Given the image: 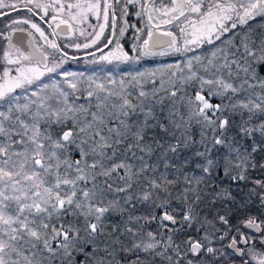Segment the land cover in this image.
<instances>
[{"label":"snow or ice","instance_id":"6c2138e0","mask_svg":"<svg viewBox=\"0 0 264 264\" xmlns=\"http://www.w3.org/2000/svg\"><path fill=\"white\" fill-rule=\"evenodd\" d=\"M110 7L109 0H75L74 3L0 0V17L8 16L5 9L18 16L22 8L39 15L49 27L55 25V29H61L63 25L73 31L90 16L99 20L103 15L105 23L99 24V31H94V35H89L90 43L71 45L76 49H89L97 45L104 34ZM141 7L148 10L146 4ZM153 14L159 15L160 23L171 25L175 22L179 26L183 22L186 25L179 28L178 35L171 31L162 34L170 37L166 42L168 49L188 52L192 46L202 44L214 48L209 57L192 56L186 64L168 65L162 71L150 73L153 78L152 100L163 90L172 101L168 116L161 118H157L151 104L145 103L149 93L144 90L142 82L149 74L136 73L130 80H116L112 76L101 79L92 75L85 80L82 73L62 69L69 53L55 40L48 39L40 24L31 17L12 19L4 30H0V40L7 42L6 46L0 45V264H52L57 258L61 264H73L74 251L85 255L84 264H89L90 260L105 264L106 257L99 253L103 251L106 256H111L110 248L125 243L119 235L105 240L103 249L95 243L103 232L101 221L105 213L113 209L121 215L130 212L125 205L133 201L131 190L134 185L142 183V176L147 180L140 197L144 201L151 198L153 190L167 191L174 181L166 178L158 181L144 176L154 168L145 157L163 148L165 137L176 141L164 149L165 156L169 151L175 153L181 141L187 147L190 140L187 127L193 119L201 125L199 143L204 147V151L197 152L196 156L204 158L206 164H197L201 176L191 179L185 176L184 199L187 201L189 194L194 198L183 212L180 227H177L176 215L169 213L168 202L164 201L157 207L164 209L159 219L161 227L168 233L167 238L162 231L144 233V225L135 229L126 227L122 235L133 243L125 250H140L157 256H165L171 251L176 256L175 264H182L189 254L198 257V254L207 252L215 256L218 250L209 245L210 237L219 233L216 229V223H219L226 228L219 236L220 241L231 235L228 248L234 249L241 257L250 255L255 264H264V252L251 247L246 253L239 246H248L254 241L253 236L241 230L243 228L258 233L261 247H264V219L261 218L264 217V191L259 195L261 211L257 215L242 217L236 225L219 213L215 221L204 218L199 221L204 236L199 239L189 236L182 242L183 250L173 239L184 225L190 227L198 220L197 208L203 202L198 185L215 163L208 154L218 145H226L229 156L233 151L231 144H226L232 115L247 113V119H242L238 125L239 133L244 137H252L257 131L264 136V119L256 123L258 117H264V79L254 69V65L259 64L260 70L264 71V32L236 33L238 27L247 25L253 17H264V0H167L160 8L153 6L149 10V21H152ZM48 16H51L50 21ZM112 26L115 27L114 15ZM156 28L159 29V24ZM55 29L53 34H56ZM32 30L39 33L46 47L38 46ZM123 31L121 29V34ZM17 33L31 38L27 45L14 39ZM224 34L229 36L227 49L215 50L214 40L220 41ZM181 40L183 48L179 46ZM161 43L150 26L148 38L139 49L134 46L136 59L155 54L151 49ZM111 44L112 40H109L104 49ZM96 51L101 53L100 62H127L131 59L119 43L107 52L97 45ZM57 53L60 54L59 61L55 58ZM156 71H160V87H157ZM49 74L63 79H55ZM169 79L171 87L164 88ZM190 81H198L200 85L195 97H188L186 102L183 95L177 99L181 91L177 85ZM129 85H140L137 103L130 98L133 91ZM211 97H219L220 102L211 103ZM81 99L85 102L81 103ZM163 99L156 102L162 103ZM178 104L189 109L187 117L180 112ZM141 115L142 119L139 118ZM134 116L137 118L133 119ZM205 129L213 133L211 138L207 137ZM154 130L158 132L152 134ZM217 132L220 134L216 135ZM258 150L264 152V142L252 146L253 153ZM73 153H78V158L73 159ZM250 155L237 153L235 162L225 158V167L231 163L241 169L233 180L246 179L243 173ZM260 167L264 168V163ZM255 184L264 190V181L256 180ZM120 193L127 195L121 197ZM110 194L114 199L108 203L98 199ZM226 195L234 200L230 194ZM222 198L221 193L213 197L214 200ZM246 207V204L240 205L242 209ZM69 215L77 220L83 218V226L65 221ZM155 219V215L150 217V220ZM140 220L141 217L129 215L125 224H140ZM209 228L215 231L209 232ZM117 231L119 229L114 228V232ZM233 231L235 235H232ZM53 242H56L55 248ZM88 245H92L91 252L86 251ZM167 260L173 264L171 255H167ZM188 264H194L193 260L188 259Z\"/></svg>","mask_w":264,"mask_h":264},{"label":"rangeland","instance_id":"374dc122","mask_svg":"<svg viewBox=\"0 0 264 264\" xmlns=\"http://www.w3.org/2000/svg\"><path fill=\"white\" fill-rule=\"evenodd\" d=\"M152 0H150V4L149 6H147V16H149V10L154 6L156 8H160L162 6V3H165V0H158V4L157 2H151ZM156 1V0H155ZM145 20V18H144ZM153 24H161L160 23V19H159V15L158 14H153V19L151 21ZM138 25V26H136ZM180 27H186V25L181 22V24L179 26H177L176 24L171 26L169 25L166 29L173 32L174 35H178L179 33V28ZM148 31V26H147V22L142 21L139 22L138 24L135 23L134 24V34L131 37V40H128V42H124V40L120 39V40H115V42H113V45L107 49L105 52L116 48L117 43H119V45L123 48V50L125 52H127L129 54V57L131 58L129 61L125 62V61H113L111 63L108 62H100L99 61V56L101 55H96L94 57H88V58H84L81 60H77V61H68L67 59L65 60V63L62 65V69L64 71H68V72H75V73H82L84 74L85 80L87 79L88 76H92L95 75L97 77H100L101 79H106L108 76H112L114 77L116 80H120L121 78H125L130 80L132 76H135L136 73H146L149 74L146 76V80L144 82H142L143 84V88L145 91H150V97H152V91L150 90L152 87V77L150 75L151 72L155 71V70H160L162 71L166 66L168 65H176V64H186L188 58L192 57V56H199L202 59L209 57L212 53V51L214 50L213 45H208V44H202L199 47L196 46H192V49L188 52H175L173 50H170L168 48L162 49L160 51H158L157 53H155L152 57H149L151 59H153L154 61H152L151 63H145L142 61L143 56H140L139 59H136L137 56V52L134 51V46L136 47V49H139L140 44L142 43V40L144 39L145 34ZM190 31V29H189ZM251 31L253 34H258L261 32H264V17H260V18H255L253 17L252 20H250L248 22L247 25H241L240 27H238L236 29V33L237 34H242V32H249ZM229 40V36L228 34H224L221 37L220 41H215L214 40V44H215V50H219L220 48H225L227 49L228 45H227V41ZM91 42V41H88ZM104 42V40H100L97 41V45H101ZM97 45H94V47L96 48ZM138 46V47H137ZM181 48L184 47L183 45V41H180V45ZM165 53L163 55L159 54V53ZM217 54L219 55V51H217ZM56 60L59 61L60 59V54L57 53L56 54ZM206 59H205V63H206ZM51 66V65H50ZM254 69L256 71V74L261 78L264 79V71L260 70V65L259 64H255L254 65ZM160 71H156V81H157V86H159V77H160ZM49 75H53L55 79L58 80H62L63 77L62 76H55V74H49ZM241 76L243 77V73H241ZM236 83H239V81H236ZM165 85L167 86V88L171 87V79H169L168 81H166ZM164 85V86H165ZM65 87H67V85H65ZM129 87L132 90L135 91H139L140 90V85H129ZM178 88L183 89V88H187L186 89V96H185V100L187 101L188 97H192L193 98V92H195L196 90H199L200 85L198 81H190L188 84H178L177 85ZM205 90V94H206ZM257 92H259V88L256 89ZM160 95H164V92H160ZM86 96V93H85ZM157 97V96H156ZM133 100V103H137L138 101L134 100V97H130ZM210 102H220V98L219 97H211L209 98ZM81 103L85 102L83 99H81L80 101ZM145 103L146 105L150 104V102L147 101V99H145ZM186 110L189 111V109L186 107ZM141 118H143V116L141 115ZM202 119V118H201ZM232 126L230 127L229 131L226 133V136L228 137L226 144H231L232 147V153L230 155V157H227V155H229V148L226 145H218L215 148H213L212 152L209 153V158L213 159L215 161L214 165L211 168V171L209 174L204 176V179L200 182V184L198 185V189L199 192L201 194V197L204 198L205 195H202L203 192H207L209 195L208 201L210 203L209 205V209L213 210V212H216L217 210H220V212L222 213V210H224L225 208H227V203L229 202V198H228V194L230 191L226 188L227 183L226 182H232L233 184L232 186L235 187H242L244 184L247 185V190L248 193H251L253 189H255V194L260 195L261 191H264L262 189H260V187L258 185L255 184L256 180H261L264 181V178L262 175H264V168H261L260 165L262 163H264V152L261 151H257L255 153L252 152V146L254 144H260L262 142H264V136L261 135L260 132H255L254 135L252 137H244L242 134L239 133V128L238 125L240 124V122L242 121V119H247V113L245 112L243 115H240L239 113L237 114H233L232 117ZM260 119H264V117H258L256 119V123L260 122ZM197 123V121H196ZM198 125H200L199 123H197ZM200 130H201V125L199 126ZM206 135L207 137L211 138L213 133L210 130L205 129ZM220 133L217 132L216 135H219ZM191 141V139H190ZM183 143V141H181V144ZM209 147H211V145L209 144ZM204 151V147L202 148V152ZM223 151H226L225 153V157L228 158L229 161L235 162L236 158H237V153H239L240 155H244L246 153H251V155L248 157V163L246 166V169L244 171V175L246 176V179L244 180H233L232 177L239 175L241 173V169L240 168H235L232 166V164H228L227 167H225V159H224V154H221ZM137 155H140V153L138 152ZM258 156L257 159H255ZM72 158L76 159L78 158V153H73L72 154ZM146 159V158H145ZM197 164H201V165H205L206 164V160L202 157H199V159L195 162V167L193 168L192 172L187 176L189 179H191L192 177H199L201 176V170L200 168H197ZM253 164H255V167H253ZM242 168L244 167V165L241 166ZM218 168V169H217ZM217 169V170H216ZM216 170V171H214ZM151 175V171L150 169L144 174V176H146L148 179ZM142 183H140L139 185H134L133 189L131 190V194L133 195L134 199L133 201L128 204L125 205V207L130 209V212H125L123 215H121L119 213V211L117 209H113L108 213H105V216L102 218L101 221V227L103 229L102 234L98 235L97 240L95 243L98 244H102L103 241L106 239L107 236V231H105V227L106 224L108 223L109 220L111 219H116L117 223L119 224L121 231L123 233V230L126 227H133L135 228H139L140 225H144L143 227V231L144 233H147L149 231L151 232H158V231H162L164 232V238L166 239V230H164L161 227V222L159 219V216L157 215L158 210H163L162 208L157 207V205H161L164 201H166L164 199V201H161L160 203H158L156 205V207L154 209L151 210L150 214H145L143 217L140 215H136L133 212V209L136 208L137 206V202L138 200L141 201V203H145V201L143 199H141L140 197H142L143 192L145 191V185L147 184V180L144 179V177H141ZM234 181H237V183H234ZM185 182V181H184ZM186 184V182H185ZM243 184V185H242ZM113 187L115 188L116 185L114 184ZM186 187V186H185ZM185 187L181 186V190L182 192H180V194H177L178 196L182 197V201L181 204L179 206H181V208H179L177 211V220L179 224V221L182 220V216H183V212L187 210V207L191 204L192 199L194 198L191 194H189V197L191 196V199H188L187 201H185L184 199V195H185ZM216 193H221L222 195V199H213V197L215 196ZM119 196H124L127 195L126 193H120L118 194ZM178 196H176L175 194V198H177ZM153 196H151V198L149 199V201L152 199ZM169 197H174L168 194L167 196ZM188 197V198H189ZM98 199H104L105 203H108L109 201H111L112 199H114V197L110 194L106 197H98ZM157 199V198H155ZM140 203V202H139ZM168 205V204H167ZM170 205H168L167 210L169 211L170 214L175 215V212H173L170 208ZM204 208L203 207V203H200L197 210ZM132 215L133 217H141L140 220V224H125V221L128 220V216ZM152 215L156 216L155 220H150V217ZM219 215H223L219 213ZM217 213L214 216V218L212 217H204L203 215L200 217V215L198 216V220L196 222H194V225H200L199 221L203 220L204 218H210L208 220L213 221L216 219ZM65 221H70L72 222L74 225L83 226V218H80L79 220H77V218L75 216H67L65 218ZM150 221V222H149ZM167 223V222H165ZM209 232H211L210 229H208ZM81 236L84 235L83 231H81L80 233ZM159 238V237H158ZM121 240H124L125 243L123 246H125V244L127 242H132L128 240L124 235H122V237H120ZM55 242H53V247L55 248L56 246L54 245ZM132 244H128L127 247H123L121 249V245L120 244H116L114 246V248H111L109 251L112 253L111 256H106L105 253H103L100 256H105L106 258H111L112 256H114L117 251H120L119 256H130V257H135V258H144V256H151V255H155V254H149V253H145L143 251L140 250H136L135 252H131V251H126V248H131ZM87 247L90 248V250H86L87 252L92 251V245H88ZM102 249V248H101ZM45 256H47V253H44ZM157 256V255H155ZM85 261V255L78 252V251H74L73 252V264H84ZM91 264H96L95 261H90ZM52 264H61V261L57 258L55 260L52 261ZM90 264V263H89Z\"/></svg>","mask_w":264,"mask_h":264},{"label":"flooded vegetation","instance_id":"af4514ba","mask_svg":"<svg viewBox=\"0 0 264 264\" xmlns=\"http://www.w3.org/2000/svg\"><path fill=\"white\" fill-rule=\"evenodd\" d=\"M153 2H157L158 0H152ZM151 1V2H152ZM167 2V0H165ZM10 2H14V0H10ZM62 3H74L75 0H61ZM147 0H137V2L134 3H128L127 0H109V4L111 5L109 10V20L106 23L104 34L101 36L100 40H104V42L99 45V47L106 51L107 49H104V45L108 44L109 40H112V44L109 46V48L113 45V42L115 40H124V42H128V40H131V37L134 34V24L139 23L142 21H145V14H144V8L141 7L142 4H146ZM150 4V0H148V6ZM160 4V3H158ZM6 12H8L7 17H0V30H4L5 26L9 24L10 20L17 19V18H23V17H31L34 22H37L40 24L41 28L45 31L46 36L50 40H55L57 44L61 46V48H64L69 53L68 61H77L88 57H94L96 55H100V52L96 51V48L94 45L89 49H76L72 47L71 45L75 43H90L88 39L90 34L94 35V31H99V24L105 23L103 19V15H101L100 19L97 20L95 16H90V18L83 23L82 25H79L75 30L69 31L65 28V26H61V29H55V25L52 27H49L48 23H45L44 21L40 20L39 15H33L32 13H28L24 9H19V15L17 16L16 13L11 12L7 9H5ZM139 13V15H137ZM42 15V13H41ZM115 16V27L112 26V16ZM260 18V17H257ZM47 19L50 21L51 16H48ZM175 25V22L171 24V26ZM138 26V25H136ZM55 29V33H54ZM121 29H123V34H121ZM34 32V30H32ZM83 32V35L81 34ZM26 37V34H21V37ZM22 37V38H23ZM34 38L38 44V46H44L45 41L43 39H40L39 33L34 32ZM31 39V38H30ZM6 41L0 40V45L6 46ZM138 47V46H137ZM108 48V49H109ZM49 51H51L49 49ZM89 53H95V55H89ZM71 57H75V59H71ZM2 71V69H0ZM230 157L229 155H227ZM264 178V175H262ZM234 183H237V181H234ZM231 197H234L233 199H230L227 203V208L222 210V213L224 216H226L230 223L233 225H236L240 218L247 217L248 215H257L261 210L259 208L260 200L259 195L257 194H233L229 192ZM237 196L240 198L238 199ZM246 204V208H240V205ZM176 217L178 216L177 210H174ZM198 216L200 217L203 215L204 217H212L216 215V213H220V210H217L216 212H213V210L210 209H198ZM159 215V214H158ZM160 217V215H159ZM212 217V218H214ZM264 219V217H261ZM210 219V218H208ZM178 221V220H177ZM215 221V220H213ZM168 223V222H167ZM177 227H180V224H177ZM211 232H214L215 229L209 228ZM216 229H219V233L215 235V237H210L211 244L209 246L217 249V253L215 256H212L211 254H208L207 252H202L198 254V257H192L191 254L188 255L187 258H185L182 261V264H188V259H192L194 264H248L249 261H251V264H255V261L252 260V257L250 255H244L240 256L235 253L234 249L228 248V244L231 241L232 236H227L223 241H220L219 236L223 234V232L226 231V228L223 227L221 224L216 223ZM242 231H246L249 235L254 237V241L250 242L248 246H245L244 244H240L239 246L244 249V251L247 253L248 249L251 247H254L255 251L257 252H264V247H261L260 240L261 236L258 233H255L254 230L250 229H241ZM204 230L200 228V225H194L188 226L184 225L180 231H177L173 235V239L176 244H181L182 242L187 240L189 236L193 237L194 239H199L204 236ZM168 233L166 232V236ZM232 235H235V232L233 231ZM128 244H132V242H127L125 246L127 247ZM55 245V243H54ZM56 246V245H55ZM121 247V249L123 248ZM183 250V246H182ZM121 250L114 253L115 255L111 258L105 259V264H137V261L139 260V264H169V261L167 260V255L172 256V262L175 264L176 256L169 251L165 256H144V258H135L130 256H119ZM91 261V260H90ZM91 264V262H89Z\"/></svg>","mask_w":264,"mask_h":264},{"label":"trees","instance_id":"16d2710c","mask_svg":"<svg viewBox=\"0 0 264 264\" xmlns=\"http://www.w3.org/2000/svg\"><path fill=\"white\" fill-rule=\"evenodd\" d=\"M142 61L145 63H151L154 60L151 58H142ZM152 87H153V85H152ZM152 87H150L151 91H152ZM157 87H160V86H157ZM164 88H167V86L165 85ZM186 89L187 88L181 89V91L178 93L177 99H179L180 95H183L185 98ZM132 91H133L134 100L138 101L137 100L138 92L135 90H132ZM161 91L164 92L163 90H161ZM147 92L149 93V97L146 99L148 102H150L151 106L153 107L154 113L157 116V118L167 117L168 113H169V107H170L172 101L166 97V93L164 92V95H160L161 93L159 92L157 97H155V100H152V98L150 97V91H147ZM161 98H164L163 102L157 103L156 101H160ZM185 102H186V100H185ZM177 107H179L180 112L185 117H187L188 111L186 110V107L181 106L179 104L177 105ZM136 118L137 117H135V116L133 117V119H136ZM139 118L142 119L141 116ZM199 126L200 125H198L196 123V119H193L190 122V124L188 125L186 134L191 139V141L189 140L187 147H185L184 144L182 143V144H180V146L178 147V149L175 153L169 151L165 156L163 154L164 149L168 148V146L170 144L176 143V141L174 139L169 138V137H165L164 140L162 141L164 147L159 148L156 151H154V153L151 156L145 157L146 158L145 160L150 165L154 166V168H150L151 175L149 178L157 179L158 181L164 180L166 178V180H172V181H174V183L169 185L167 191L153 190L152 195H151L153 197L150 201L148 200V201H145V203H141V201L138 200V202H137L138 204H137L136 208L133 209V212L136 215H140L143 217L145 214L146 215L150 214L151 210L154 209L158 203H160L161 201H164V199L168 202L167 204L170 205L169 208L172 211L178 210L179 208H181V206H179V205L181 204L182 197L178 196L177 194H180V192H182L181 186L182 187L186 186V184L184 182L185 176H188L192 172L193 168L195 167V162L199 159V157L196 156V153L202 152V148H203V145H201L199 143V141L201 140V130H200ZM182 131H183V129H182ZM157 132H158V130H154V132L152 134H156ZM177 135H180V133H177ZM225 153H226V151H223L221 153V154H224V159L226 158ZM257 158H258V156L255 159H257ZM166 163L168 165L167 167L165 166ZM216 170H214V171H216ZM226 183H227L226 188L231 193L239 194V195L245 194V193L248 194L247 185L242 184L243 186L239 188V187L232 186L233 181L232 182H226ZM168 194L171 196H174V197L168 198L167 197ZM175 194H176V196H178L177 198H175ZM202 195H205V197L202 198V201H203L202 203H203L204 208H201V209H209V205H210V203L208 201L209 195L207 192L206 193L203 192ZM155 198H157V199H155ZM237 198L239 199L240 197L237 196ZM188 199H191V196ZM168 205H167V207H168ZM163 210H158L157 215L160 213V211H163ZM114 228H118L119 231L114 232ZM105 229H106L105 231H107L106 232L107 236H106L105 240H108V239L113 238V237L118 236V235L120 237H122L121 228H120V226L117 223L115 218L108 221ZM104 241L102 244L101 243L100 244L96 243V244L99 245V247L103 249L104 248ZM121 247H123V246H121ZM87 249L90 250L89 247H87L86 250ZM103 253L104 252L101 251L99 253V255H102Z\"/></svg>","mask_w":264,"mask_h":264},{"label":"water","instance_id":"95a60500","mask_svg":"<svg viewBox=\"0 0 264 264\" xmlns=\"http://www.w3.org/2000/svg\"><path fill=\"white\" fill-rule=\"evenodd\" d=\"M146 6H148V0H147V2H146ZM144 14H145V20H146V22H147L148 30H149V27L151 26V27L153 28V31L155 32L156 36H159V37H160V40H161V42H162L160 46L153 47V48L151 49V51H152L153 53H157L158 51H160V50H162V49L168 48L166 42H167L168 40H170V37L163 36L162 34H163L164 32L169 31V30L166 29L169 25L161 23V24H159V29H157V28H156V25H157V24H153L151 21H149L148 16H147V10H145V8H144ZM22 37H23V36H22ZM22 37H21V33H17L16 36L14 37V39H15L16 41H20V40H22L23 43H24L25 45H27V42H28V40L30 39V37H28V36L23 37V38H22ZM147 38H148V31H147V33L145 34L144 39L142 40V43L140 44V46L143 44V41H144L145 39H147ZM140 46H139V47H140ZM153 55H154V54H152V55H144V56H150V57H151V56H153ZM195 92H196V91H195ZM195 92H193V98L195 97ZM215 103H217V102H214L213 104H215ZM162 214H163V211H160L159 215L161 216ZM55 245H56V242H55Z\"/></svg>","mask_w":264,"mask_h":264}]
</instances>
